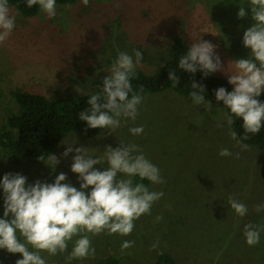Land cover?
Listing matches in <instances>:
<instances>
[{
	"label": "rangeland",
	"instance_id": "obj_1",
	"mask_svg": "<svg viewBox=\"0 0 264 264\" xmlns=\"http://www.w3.org/2000/svg\"><path fill=\"white\" fill-rule=\"evenodd\" d=\"M248 16L238 18L240 5ZM71 5V7H68ZM15 28L0 46V131L8 116L17 110L12 93L23 89L48 96L88 94L96 89V79L108 76V69L119 52L134 57L142 52L139 67L154 70L172 57L177 38L190 45L201 40L215 46L228 78L234 72V60L249 58L251 49L243 45L244 32L254 21L247 0H82L74 4L56 2V16L49 19L39 11L24 17L9 5ZM155 71V70H154ZM135 121H122L115 133L103 130L94 138L77 133L65 135L52 153L60 163L53 171L43 163L6 162L0 171V182L8 173L27 177L28 184L54 183L60 173L66 183L80 189L78 174L71 171L73 151L63 157L68 145L85 147L88 154L100 156L106 147H118L122 140L136 144L143 154L160 169L165 184L150 190L164 196L154 203L151 215L135 221L133 232L125 237L103 234L92 237L95 259L73 260L72 264H96L109 255L118 256L120 264H157L158 253L172 254L178 264H264V231L260 243L247 245L246 224L264 229V182L260 169L264 163V145H250L241 151L229 135L223 117V104L212 103L210 110L193 105L191 99L174 90L143 93ZM219 120L224 126L217 127ZM143 126L144 132L132 135V127ZM227 148L233 156L221 157ZM239 152V159L235 153ZM6 156V155H5ZM5 159L4 157V162ZM103 170L104 165H95ZM88 189L87 191H90ZM232 196L248 207L244 217L235 214L227 204ZM4 213V193L0 187V218ZM163 220L155 222L157 216ZM124 240L135 241L121 253ZM159 240L158 250H150ZM71 243L68 252L71 251ZM64 253L47 257L48 264H65ZM21 254L0 249V264H16Z\"/></svg>",
	"mask_w": 264,
	"mask_h": 264
},
{
	"label": "clouds",
	"instance_id": "obj_2",
	"mask_svg": "<svg viewBox=\"0 0 264 264\" xmlns=\"http://www.w3.org/2000/svg\"><path fill=\"white\" fill-rule=\"evenodd\" d=\"M25 3L28 8L38 5L49 19L56 16V0H25ZM82 3L88 6L89 0H82ZM247 6L254 21L243 35V45L251 49L249 58L234 60V72L228 75V82L233 86L231 92L224 87L215 91L217 103L222 101L223 109L228 110L223 117L230 129L234 118L242 120L243 136L234 130L229 131L241 151H247L250 146L245 141L260 134L264 128V102L258 99L264 93V0H247ZM237 15L239 19L248 16L244 4L240 5ZM15 20V16L10 14L9 0H0V46L11 36ZM134 57L127 52H119L108 69L109 75L102 81V87L88 98L90 107L79 112L78 119L86 122L89 128L104 129L112 134L122 126V121L127 123L137 119L143 102V88L134 91L131 80L137 65L142 63V52L134 50ZM178 63L183 71L192 74L201 71L205 77L225 71L220 56L215 53V46L204 40L193 43ZM168 79L173 88L180 83V77L174 70L170 71ZM191 88L189 96L193 105L205 107V87L192 81ZM205 108H212L211 101ZM216 126L222 128L224 121L219 120ZM129 131L136 136L142 134L144 128L132 127ZM120 141L118 147L108 146L102 155L95 157L89 155L85 147L74 149L68 145L62 155L67 158L75 152L71 171L78 174L79 190L65 182V173L56 176L54 183L37 180L34 184H28L27 177L22 174H5L0 182L4 193L0 249L21 254L22 258L17 259L16 264H48L42 253L49 258L68 253L65 264H72L73 260L95 259L92 237L130 235L135 221L143 215H151L154 203L164 196L162 191L150 190L143 181L161 185L166 180L138 145ZM219 155L230 157L233 153L223 148ZM239 157L240 153H235V158ZM39 160L44 162L43 156ZM105 162L107 167L103 170L94 167ZM44 163L55 171L60 160L49 154ZM227 204L240 217L248 213L247 205L232 196L228 197ZM255 211H264V204L256 205ZM162 220V215L155 218V222ZM261 231L264 229L258 225H245L244 237L248 246L260 243ZM70 243L72 247L68 252ZM134 244L135 241L124 240L121 253L124 254ZM159 246L157 240L150 250H158Z\"/></svg>",
	"mask_w": 264,
	"mask_h": 264
},
{
	"label": "trees",
	"instance_id": "obj_3",
	"mask_svg": "<svg viewBox=\"0 0 264 264\" xmlns=\"http://www.w3.org/2000/svg\"><path fill=\"white\" fill-rule=\"evenodd\" d=\"M78 0H56L62 4H74ZM12 5L24 17L36 16L39 6L28 8L25 0H9ZM191 45L182 38H177L173 43L172 57L161 67L154 70H146L137 66L135 75L131 80L134 91L143 88V93H158L166 90H174L177 93L190 99L192 81L205 87L206 101L217 103L215 91L224 87L231 92L233 86L229 84L228 78L218 72L209 74L207 77L201 71L195 74L188 73L179 68V59L186 54ZM174 70L180 77V83L173 88L169 81V73ZM107 76L96 79V89L88 94H71L67 96H48L39 92L17 89L12 93L17 104V110L12 112L2 130L0 131V171L6 162L12 165L23 162L43 163L39 158L43 156L44 161L49 154H52L61 144L65 135L77 133L87 138L97 137L104 129H91L86 122L78 119L79 112L89 108L88 98L99 91L102 81ZM142 93V94H143ZM131 95V94H130ZM264 102V93L258 98ZM223 104V102H219ZM227 110V109H226ZM228 111V110H227ZM242 120L234 118L231 125L232 130L243 136L244 130L241 127ZM245 143L250 145H264V128L260 134L251 136ZM5 159L4 162V157ZM260 174L264 182V163L261 166ZM139 182V178H136ZM148 187L150 182L143 181ZM121 259L115 255L103 257L96 264H120ZM157 264H178L176 258L167 252L159 254Z\"/></svg>",
	"mask_w": 264,
	"mask_h": 264
}]
</instances>
